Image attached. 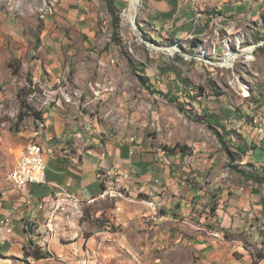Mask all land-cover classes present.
<instances>
[{
    "label": "crops",
    "instance_id": "obj_1",
    "mask_svg": "<svg viewBox=\"0 0 264 264\" xmlns=\"http://www.w3.org/2000/svg\"><path fill=\"white\" fill-rule=\"evenodd\" d=\"M109 1L119 12L128 4ZM144 2L145 23L155 34L206 37L224 30L232 37L241 33L250 43L254 37L245 28L264 26V0ZM216 17H222V25L213 21ZM103 19L113 21L106 0H60L53 20L44 23L46 30L54 25L57 35L41 36L35 79L51 87L66 68L65 59L76 62L82 54L98 59L93 51L64 48L73 41L67 32L91 47ZM15 32L10 25L0 30L23 45ZM100 64L102 70L112 69L106 57ZM95 67L89 63L91 74ZM257 72L251 107L264 113V67ZM41 114L45 128L35 126L12 146L22 153L29 142L42 145L46 181L21 189L9 181L0 186V264H264V134L248 115L229 119L232 161L223 167L221 145L213 148V156L200 158L156 150L137 139L134 130H111L77 103L59 100ZM242 172L255 178H244ZM98 174L124 187L126 197L99 199L104 182ZM56 193L96 201L85 206L87 217L80 225L61 221L56 233H49L46 223ZM144 201L157 202V218ZM32 248L46 257H27Z\"/></svg>",
    "mask_w": 264,
    "mask_h": 264
},
{
    "label": "rangeland",
    "instance_id": "obj_2",
    "mask_svg": "<svg viewBox=\"0 0 264 264\" xmlns=\"http://www.w3.org/2000/svg\"><path fill=\"white\" fill-rule=\"evenodd\" d=\"M49 1L0 0V17L5 18L4 22L0 18V30L2 26L10 25L16 29L17 39L25 40L21 45L10 34L0 33V186L8 181L9 173L21 155L20 151L14 150L13 143L38 127L33 116L19 121L20 115L27 111L23 108L25 102L42 112V104L48 97H54L57 103L65 101L64 96H67L87 113L98 116L111 130H134L137 139L146 141L156 150L182 152L194 158L207 157L208 153L213 156L216 153L213 148L220 145L213 133L201 123L205 113L219 116L227 126L231 116L248 115L250 118L255 112L251 107L253 81L260 75L257 71L264 67V26L260 23L256 26L250 23L245 28L254 38L250 43L245 42L243 49L258 46L254 48L252 61L244 55L230 60L231 67L215 66L227 58L223 41L229 35L224 30L218 33L211 31L206 37L155 34L145 23L147 11L145 0H141L135 33L123 21L128 0L123 12L114 11L113 21L100 20L96 33L98 41L91 47H85L83 40L74 41V34L66 33V37L73 40L72 44H66V51L89 50L98 53L99 58L82 54L76 62L65 59L63 68H66H62L58 81L51 87H44L32 71L33 62L39 56L37 50L44 41L41 36L48 33L50 40L51 34L57 35L54 25L48 30L44 25L55 15V12L46 14L44 11ZM171 48H177L178 52L171 54L167 51ZM105 57L112 62L111 70L100 68ZM128 59L144 67L154 92L142 86L136 73L131 72ZM90 62L96 63L92 74L88 68ZM199 87L203 92L197 90ZM243 87L248 96H244ZM165 96L178 98L179 103L185 104L186 113ZM228 147L232 148L230 144ZM218 152L222 153V158L218 159L225 163L224 167L229 158L223 150L218 149ZM210 176L211 169L205 177L208 179ZM85 217L84 208L83 217L70 225H80ZM58 219V223L66 222L61 217Z\"/></svg>",
    "mask_w": 264,
    "mask_h": 264
},
{
    "label": "built area",
    "instance_id": "obj_3",
    "mask_svg": "<svg viewBox=\"0 0 264 264\" xmlns=\"http://www.w3.org/2000/svg\"><path fill=\"white\" fill-rule=\"evenodd\" d=\"M60 0H50L49 4H46L44 9L46 14H53L55 8ZM215 23L222 25V17H216L213 20ZM153 29V28H151ZM228 31V30H227ZM231 36V35H230ZM226 38L223 41L224 47L227 53L235 52V54L240 57L246 55L243 50L245 44L244 35L237 37ZM258 46H255L256 49ZM226 53V54H227ZM254 56V51L252 53ZM233 82L230 81V84ZM65 102L73 103L70 98L64 96ZM52 103H56L54 97H48L42 104V108L50 106ZM251 124L256 128L259 135L264 134V113L262 112H252ZM38 128L43 130L45 128V123L38 121ZM46 170L47 165L44 158V148L42 145L36 142H29L21 153L20 157L15 161L12 170L9 173L8 181L13 189H21L28 184H43L46 181ZM98 179L103 181V190L99 196V199H118L125 198L126 189L112 180L106 179L102 174H98ZM122 178L127 181H131V176L128 174H123ZM158 184V181H155ZM96 201V198L89 199L87 201H81L76 196L69 193H56L53 200V208L48 217L46 223V229L49 233H56L57 227L59 225L58 218L65 220L66 223L70 224L83 217L84 208L86 205H91ZM147 204L154 212L155 218H157L159 205L157 202H143ZM162 219V218H161Z\"/></svg>",
    "mask_w": 264,
    "mask_h": 264
},
{
    "label": "trees",
    "instance_id": "obj_4",
    "mask_svg": "<svg viewBox=\"0 0 264 264\" xmlns=\"http://www.w3.org/2000/svg\"><path fill=\"white\" fill-rule=\"evenodd\" d=\"M106 3L108 6L109 13L113 15L114 10H113V6H112V2L109 0H106ZM128 63H129V67H130L131 72L136 73V76H137L139 82L142 84V86L147 88L148 90L154 92L153 85L150 83L149 77L147 75H145L144 67L134 64L133 61L129 60V59H128ZM10 67H11V65H10ZM137 71H140V73L137 74ZM197 90L203 92V89L200 87ZM159 94L161 96H163L161 93H159ZM165 98H167L170 103L175 104L180 111H182L183 113H186L185 104L179 103L178 98H175V97L169 98L168 96H165ZM23 108H26L27 111L20 115V117H19L20 122L23 121L25 119V117H27V116H33L34 119L37 121L43 120L41 112L34 110L26 102L23 104ZM201 123L213 133V135L217 138L219 144L221 145L222 150L227 154L229 160L232 161V158H231L230 153H229V147H228V144L230 142L228 139V136H230L231 132L227 129V126H225L220 121V117L215 115V114L205 113L204 117L201 118ZM216 127L218 129H220V132L217 130ZM241 174L244 176V178H249V179L255 178L254 175L246 176L244 172H242ZM26 256L27 257L33 256L36 259H42V258L46 257L41 252V250L39 248H32V251H26Z\"/></svg>",
    "mask_w": 264,
    "mask_h": 264
},
{
    "label": "bare ground",
    "instance_id": "obj_5",
    "mask_svg": "<svg viewBox=\"0 0 264 264\" xmlns=\"http://www.w3.org/2000/svg\"><path fill=\"white\" fill-rule=\"evenodd\" d=\"M140 2H141V0H129L128 8L123 14L124 23H126L127 25H130L131 29L135 33H136L135 22H136V19H137V8H138ZM243 51L246 54L247 60L252 61L254 59V57L252 55V53L254 51V47L245 49ZM169 52L171 54H174V53H177L178 50H177V48H171V49H169ZM226 57L227 58L225 60H223L219 64H215V66H228V67H231V64L229 63L230 60L236 59L238 56L234 52H232V53L228 52ZM242 91L244 93V96H248V92L245 90L244 87H243Z\"/></svg>",
    "mask_w": 264,
    "mask_h": 264
},
{
    "label": "water",
    "instance_id": "obj_6",
    "mask_svg": "<svg viewBox=\"0 0 264 264\" xmlns=\"http://www.w3.org/2000/svg\"><path fill=\"white\" fill-rule=\"evenodd\" d=\"M135 29L137 31V23L136 22H135ZM137 35H140V34L138 33ZM163 50H166V49H163ZM167 51H169V50L167 49Z\"/></svg>",
    "mask_w": 264,
    "mask_h": 264
}]
</instances>
